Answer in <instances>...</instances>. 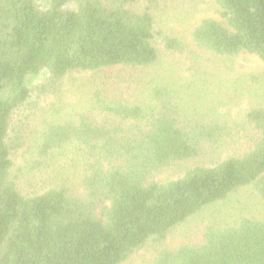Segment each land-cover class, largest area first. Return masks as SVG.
<instances>
[{
  "label": "trees",
  "instance_id": "16d2710c",
  "mask_svg": "<svg viewBox=\"0 0 264 264\" xmlns=\"http://www.w3.org/2000/svg\"><path fill=\"white\" fill-rule=\"evenodd\" d=\"M173 1L47 0L42 8L0 0V264H126L148 250L150 264H264V213L229 216L164 245L244 190L264 203V107L229 122L143 81L162 60L188 71L239 54L264 63V0H209L223 22L201 19L188 42L155 23ZM76 72L97 81L87 112L33 137L24 109ZM223 143L244 151L152 180Z\"/></svg>",
  "mask_w": 264,
  "mask_h": 264
},
{
  "label": "rangeland",
  "instance_id": "374dc122",
  "mask_svg": "<svg viewBox=\"0 0 264 264\" xmlns=\"http://www.w3.org/2000/svg\"><path fill=\"white\" fill-rule=\"evenodd\" d=\"M46 2L47 0H38L42 8H45ZM219 11L220 9L209 0L195 3L176 0L158 11L155 23L164 31L188 42L190 31L201 19L212 18L223 22ZM201 66L188 71L180 63L162 60L155 68L145 72L143 81L163 83L176 90L188 108L203 111L208 116L229 122L238 121L253 107H264V63L257 57L239 54L232 59L218 62L216 66ZM37 81L38 77H33L29 80V85ZM94 83L97 81L91 74L80 72L70 74L63 80L57 92L35 102L33 107L24 109L25 114L29 113L33 119L32 136L37 137L50 121L75 119L79 114L86 113L88 96ZM137 92L138 90L133 94ZM125 97H128L127 94ZM243 151L242 145L231 143L204 148L197 159L157 172L152 176V180L160 183L175 180L181 177L188 167H211L229 157L238 156ZM19 166L20 161H17L15 168ZM24 174L25 177H30ZM259 213H264V203L244 190L225 203L204 209L173 230L164 245L175 247L182 242L190 241L208 223L219 222L239 214ZM152 256V250L143 251L126 264H150Z\"/></svg>",
  "mask_w": 264,
  "mask_h": 264
}]
</instances>
